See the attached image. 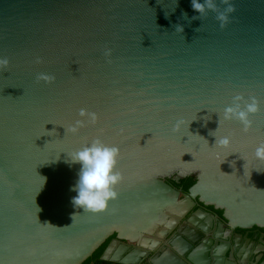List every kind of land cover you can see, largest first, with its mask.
I'll list each match as a JSON object with an SVG mask.
<instances>
[{
  "label": "water",
  "instance_id": "water-1",
  "mask_svg": "<svg viewBox=\"0 0 264 264\" xmlns=\"http://www.w3.org/2000/svg\"><path fill=\"white\" fill-rule=\"evenodd\" d=\"M174 175L264 228V0H0V264H143Z\"/></svg>",
  "mask_w": 264,
  "mask_h": 264
},
{
  "label": "flooded vegetation",
  "instance_id": "flooded-vegetation-1",
  "mask_svg": "<svg viewBox=\"0 0 264 264\" xmlns=\"http://www.w3.org/2000/svg\"><path fill=\"white\" fill-rule=\"evenodd\" d=\"M187 178H178L174 175L164 179L179 192L178 199L182 201V206L185 205L187 208L182 213L181 207V213L170 215L166 219L167 223L145 234L144 246L149 255L143 264H152L154 259L160 260L164 257L162 253L168 248L173 250L178 237L187 238V235L194 239L190 241L191 254L201 246L212 249L208 253L209 264H264V228L234 227L220 209L205 205L198 198H190L189 188L193 184L188 185V180L184 181ZM193 180L196 182L195 177ZM116 237L114 234L104 243V250L98 257L92 258L91 264H102L101 257L104 251ZM124 243L132 250L140 247L138 242ZM183 258L186 264H190L188 258Z\"/></svg>",
  "mask_w": 264,
  "mask_h": 264
},
{
  "label": "trees",
  "instance_id": "trees-1",
  "mask_svg": "<svg viewBox=\"0 0 264 264\" xmlns=\"http://www.w3.org/2000/svg\"><path fill=\"white\" fill-rule=\"evenodd\" d=\"M186 180H188V185H192V184H194L195 183V181L193 180V177H188L187 179H185L184 181H186ZM187 185V186H188ZM185 188H187V187H185ZM104 247H105V244H103L95 253H94V255L93 256H91L89 259H87L83 264H91L90 262L92 261V258L93 257H98L101 253H102V251L104 250Z\"/></svg>",
  "mask_w": 264,
  "mask_h": 264
}]
</instances>
